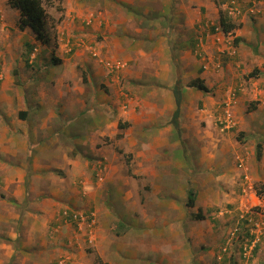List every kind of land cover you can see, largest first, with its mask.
I'll return each mask as SVG.
<instances>
[{"label": "rangeland", "instance_id": "374dc122", "mask_svg": "<svg viewBox=\"0 0 264 264\" xmlns=\"http://www.w3.org/2000/svg\"><path fill=\"white\" fill-rule=\"evenodd\" d=\"M135 1L137 2V0H51V2L44 3L48 14L44 38H39L34 30L26 27L22 30L24 31L22 32V39L17 41L23 42L20 47L16 45H12V47L3 46L7 41L9 30L6 29L5 32L0 30V79L3 80L6 77L3 69L11 65V74L14 76L16 85L20 86L19 84L24 78H30V91L38 92L39 86L43 83L44 93H61L64 96L61 100L52 99L50 103L47 101L48 108L56 109L58 114H62L61 111H63L61 125L68 121L69 117L65 115L71 113V103L74 104L76 101L71 99L75 98L71 95L77 97L81 85L89 89L87 92L90 91L91 94H94L95 102L91 107L96 110L99 105L97 102L101 103L99 100L105 98L108 100V106H106L110 111V121L108 120L106 126H103L100 123L103 115H98L96 117L98 120H95L96 127L94 126L96 131L92 132L91 137L94 142L90 141L91 144L87 142L84 145L85 150H87L86 155L94 158L97 162L92 163L90 161L88 166L81 169L79 179H76L78 185L83 183L86 185L84 190L90 195L92 191L97 190L96 195H100L98 197L100 202L98 198L96 201L104 206V211L101 213L102 221L99 216L96 218L97 213L95 214L94 210L88 213L85 209L71 206V204L62 209V218L65 222L70 223L74 230H85L93 237V241L92 238L87 240L86 253L96 252L98 254V249L100 251L102 249L109 250L121 244V240L124 241L137 236L138 264H166L163 256L166 254L172 256L174 250H181L182 247L179 245L184 242L183 234L188 231L186 227L189 223L198 221L195 215L200 211L206 215L207 219H204L203 223L202 220L198 222L203 225H212L215 234L217 233L215 237L217 243L208 241L207 250L221 251V255L218 256L216 253V257L210 259L208 262H211L208 264H255L254 260L259 259V251L263 248L264 235L250 251L255 234L251 233L252 225L248 219L252 211L260 208V202L250 201V196L257 195L260 197L262 193H259V190L264 181H254L251 176V166L254 159L258 160L257 157L255 158L257 144L262 142L261 150L264 148V138L262 135L260 136L262 130L258 129L261 125L251 127L250 132L243 129L242 126L248 121H252L247 115L249 116L250 111H253L255 107L258 109L261 102L257 99L245 100L241 105V116L235 115V103L230 107L231 102L229 105L224 102V112L220 117L218 116L219 119L217 118L222 128L230 130L232 143L237 141V146H239L232 159L236 163L233 168L239 169V160L244 158L246 165L244 172L250 175L251 181L249 183L252 184L253 189L248 188V183L242 175L243 172L241 174L240 171L237 173L232 170L235 176L232 178H230L228 171V180H223L221 183L218 180L198 177L200 173L209 172L207 168L200 167V164L206 167L207 158L203 153L209 152V149L203 151L204 146L201 147L198 143L194 142L191 144L193 147L184 151L182 146L172 148L176 140L173 136L167 139L165 134L158 141H155L153 137L147 139L144 135L141 136L143 138L141 142H138V139L136 141L138 138L137 126L136 128L131 126L134 121H128L119 115L120 110L123 113L135 111L134 109L138 111V101L135 100V93H138V89L133 85L134 82H128L129 79L125 80L123 77L126 70L131 68L133 61L127 57V50L115 43L119 40L122 42L124 25L130 22L133 25L130 28L138 27V19L142 18L141 16L138 17L137 14V20L133 18L131 21L122 16L124 10L129 9V6L133 7ZM184 1L186 3V0ZM0 2L8 7L10 5L9 0H0ZM191 6L198 9L203 16L202 20H195L196 22L192 23L194 27L191 28V31L195 35H200L201 32L205 31V33L211 34L214 40L217 36L220 37L217 42L222 50L218 49L209 55L207 61L215 64V68L217 66L221 69L220 77L223 76L227 79L229 75L237 76L239 82L243 81L244 87L246 85L249 87L250 72L254 66L258 67L257 60L261 62V58L264 59V52L260 54L257 50L252 51L253 46L258 48L260 44L264 45V42L262 43L264 24L257 22L255 17L259 14L260 17L264 18V0H191ZM153 7L157 11L161 10L162 5L160 1H157L153 3ZM186 7L187 5H183L182 0H174L170 10L175 13H182L185 12ZM14 9L18 15L16 14V23L13 21L12 25H16V28L21 30L19 27L20 11ZM126 11V13L131 14L130 11ZM137 11L142 13V8L139 7ZM221 14L236 24V27L229 33L222 29ZM104 16H108L109 19L108 31L110 30L113 34L114 31L111 28L113 29L115 26L116 32H119L110 40L109 51L104 50L106 47L103 42V26L106 24ZM2 22L3 20L0 19V25ZM142 24L143 26L152 24L150 27L155 29L162 27L169 30L173 27L179 28V25L176 26V24L166 20H162L160 23L148 20L143 21ZM252 28L255 31H252ZM236 31L243 36V38L239 36L241 39L238 43L235 42V38L238 37ZM17 32L21 33L20 31ZM259 32L263 33V36L259 35ZM207 34H205L206 38ZM16 36L13 34L12 39L15 40L14 37ZM202 37L200 35L196 40ZM26 39L30 40L27 44H25ZM134 40L138 41V37ZM115 46H118L120 50ZM77 47L80 49L81 60L76 59L74 55V50ZM81 50L84 52L82 53ZM194 53L201 61L197 52ZM85 56H89L100 65L105 66L106 72L109 73L107 74L108 81L93 73L90 65L83 61L86 59ZM53 58H59L60 62L54 64ZM118 62L124 64V67L118 69ZM227 64H230L229 71ZM232 67L236 68L233 73ZM84 68H87L91 77L93 75L94 80L81 81ZM260 73L262 74V72ZM115 78L116 80H114ZM243 84L237 83L234 85L235 87L230 86L226 92L236 93L235 99H238ZM259 88H264V86L259 85ZM175 90L177 91L176 88ZM115 93H118L120 99L119 102L117 100V103L114 98ZM33 103L35 102L30 101V104ZM38 104L35 103L33 106ZM87 106H80L79 109H86ZM76 107L79 106L76 105ZM60 109V112L57 111ZM228 112L231 113L230 118H228ZM89 116L90 114L86 115L85 113L82 119ZM116 120H118V124H121L120 126L116 124ZM57 121L59 120L57 119ZM108 123H113V125L109 126ZM56 126L57 130L62 129L57 124ZM69 126L72 127V123ZM57 133H59L57 135V138L59 137L58 143L68 145L72 155H76L78 146L69 139V134H67L69 132ZM76 135L79 138L84 136L81 132L73 134V136ZM49 137L51 135H48L47 138ZM52 140L54 141V138ZM141 144H148L149 147L144 148L140 146ZM49 145H54V143L50 142ZM101 147H104L103 150L100 151L101 153H97V148ZM60 150L63 153L68 151L67 149ZM250 150H254L255 155H252ZM145 152L148 153V156L145 155ZM67 155L72 157L68 153ZM62 169L67 170V166L61 164V168L56 170H61V175L64 176L65 173L62 172ZM212 169H216L215 161L212 163ZM56 173L59 172L55 171ZM89 173V178L92 176L90 180L92 184L86 183ZM212 173L215 175V172ZM204 183L207 184L206 189L218 188L220 185L222 192L206 191L204 190L205 187H202ZM214 184H218V187H215ZM190 192H192L193 198H196L197 206L188 205ZM212 195L214 197H211ZM210 199L213 201L205 207ZM97 226L100 228V235L95 229ZM95 232L97 233V242H94ZM130 244L135 248L136 244L133 242ZM245 248L246 252L251 253H248V257L244 255ZM158 250L159 252H157ZM261 256L263 257L262 254ZM95 258V262L99 263L98 256ZM61 259L62 264H79L77 261L65 257ZM259 263L263 264L262 258H260ZM199 264L204 263L199 261Z\"/></svg>", "mask_w": 264, "mask_h": 264}, {"label": "crops", "instance_id": "0c3cea01", "mask_svg": "<svg viewBox=\"0 0 264 264\" xmlns=\"http://www.w3.org/2000/svg\"><path fill=\"white\" fill-rule=\"evenodd\" d=\"M157 1H160L162 8L156 11L153 3ZM173 1L137 0L133 3V7L129 6V9H125L122 13V16L129 21L133 18L137 20V14L138 17L141 16L142 18L138 19V27L135 29L134 27L130 28L133 26L130 22L124 25L122 42L120 40L115 42L127 50V57L133 61L131 68L126 70L123 77L125 80L128 78V82H134L133 85L138 89V93H135L138 111L134 109L135 111L123 113L120 110L119 115L128 121H134L131 126L135 128L137 126L138 138L136 141L138 139V142L143 139L142 135L147 139L153 137L155 141H158L165 134L167 139L173 136L176 140L172 148L182 146V149L186 151L193 147L191 144L195 142L201 147L204 146L203 151L209 149V152L203 153L207 158L206 167L200 164V167L207 168L209 172L200 173L198 177L218 180L221 183L223 180H228V171L230 178L235 177L232 170L237 173L240 171L241 174L244 172L240 168H233L236 163L232 159L237 148H239L237 141L233 144L230 130L222 128L217 121V118L219 119L224 112V102H228L230 98V93L226 92L227 89L230 86L235 87L234 85L237 83L243 84V81L239 82V78L237 79V76L234 77L233 75H229L227 79L223 76L220 77L222 71L217 66L215 68L213 63H210L208 68L203 67L202 60L200 61L194 53L198 43L196 39L200 35L203 36V49L211 55L218 49L222 50L217 42L220 37L217 36L214 40V37L205 31L201 32L200 35H195L191 31V28L194 27L192 23H195V20H202V14L199 13L198 9L192 8L191 0H186V3L182 0L183 5H187L185 12L175 13L170 10ZM0 3V19L3 20L0 30L4 32L6 29L9 30L8 42L6 41L3 46L12 47V45H16L20 47L23 42L17 41L22 39V32L24 31L16 28V25H12L13 21L16 23L18 13L10 5L8 7L2 2ZM139 7L142 8V13L137 11ZM126 10L130 11L131 14L126 13ZM255 17L257 22L264 24L262 16L260 17L258 14ZM104 19L106 24L103 26V42L107 47L104 50L109 51L110 40L119 32H116L115 26L113 29L111 28L114 31L113 34L110 30L108 31V16H104ZM148 20L159 23L166 20L176 24V26L179 25V28L173 27L169 30L163 27L152 28L150 27L152 24L143 26V21ZM8 26L10 27L8 28ZM251 30L255 31L253 28ZM13 34L17 35L14 37L15 40L12 39ZM205 34H207V38ZM236 35L243 38L238 31H236ZM259 35L263 36V33L259 32ZM136 37H138V41L134 40ZM28 41L30 40L26 39L25 44ZM260 45L258 46L259 50L257 46H253L252 51L257 50L262 54L264 45ZM115 48L120 50L118 46ZM74 51L75 58L81 60L80 49L77 47ZM85 57L86 59L83 61L90 65L93 73L108 81L107 74L109 73L106 72L105 66L100 65L89 56ZM261 59V62L257 60L258 67L254 66L253 68V70L259 69L258 74L250 77L249 87L248 85L244 87L243 84L241 95L234 101V112L235 115H240L241 105L247 99L259 100L261 102L259 108L256 109L255 107L256 110L250 111V115H247L252 121H248L242 127L250 132L251 127L261 125L258 129L262 130L260 136L262 135L264 138V88H259V85L264 86V59L263 57ZM227 68L229 71L230 64H227ZM84 69L81 81L94 80L95 78H92L93 75L91 77L87 68ZM11 70V65L4 68L3 73L6 74V77L3 80L0 79V264H62L61 258L64 257L77 261L79 264H138L137 236L124 241L121 240V244L109 250L102 249L100 251L98 249L99 255L96 252L89 253L87 251L88 253H86L87 240L92 238L93 241V237L85 230H74L73 226L65 222L61 215L62 209L71 204V206L85 209L88 213L94 210L95 214L97 213L96 218L99 216L101 219L104 206L96 201L100 196L96 195L97 190L92 191L90 195L84 190L86 185H83L84 183L78 185L76 179H79L82 168L88 166L90 161L92 163L95 161L94 158L86 155L87 150H85L84 145L90 141L94 142L91 137L92 132L96 131L95 120H98L96 118L98 115H103L100 120L103 126H106L108 120L110 121V111L107 108L108 100L106 98L99 100L101 103L97 102L99 105L96 110L91 107L95 102L94 94H91L90 91L87 92L88 88L81 85L77 93L78 96L71 95L76 98L71 99L76 101L74 104L71 103V113L65 115L69 117L68 121L61 125L63 111L57 110L62 113L58 114L56 109L48 108L47 101L50 103L52 99L61 100L64 96L61 93H44L43 83L39 86L41 91H30V78H22V83L18 86L15 84ZM234 71L236 68L232 67V73ZM197 79L203 81L207 86V91L193 84ZM114 85H116L115 82ZM233 94L236 95V93ZM114 95L115 102L117 103V100L119 102L118 93ZM177 95H179L181 102L176 128L172 121L174 113L178 109ZM30 101L39 104L34 107L33 104L35 103L30 104ZM76 105L79 107L77 108ZM84 105H88V108L79 109L80 106ZM85 113L86 115L90 114V116L82 119ZM70 123H72V127L69 126ZM118 123L116 120V124L120 126L121 124ZM56 124L62 129L57 130ZM108 124L109 126L113 125V123ZM66 131L69 132L67 134H69L71 142L78 146L76 155H72L68 145L58 143L59 137L57 138V135L59 133L57 132L64 133ZM78 132L83 133L84 136L80 138L78 135L73 136L74 133L78 134ZM48 135L51 137L47 138ZM50 142H53L54 145H49ZM261 143L257 144V152L258 145ZM140 146L149 147L148 144H141ZM103 148H97V153H101ZM60 149H67L68 151L63 153ZM250 151L252 155H255L254 150ZM67 153L72 157H69ZM145 153L148 156V153ZM61 158L63 159L60 160ZM257 159L260 161L253 160L251 176L254 181H264L262 178L264 175V148L261 150V158ZM249 160L252 161V159ZM214 161L215 170L212 169ZM61 164L67 166V170L62 169V172L65 173L64 176L61 175V170H56L61 168ZM143 170L145 171L144 168ZM55 171L59 173L55 174ZM212 172H215V175ZM89 175L90 173L87 175L86 183L92 184L90 181L92 176L89 178ZM214 185L218 187V184ZM202 187H205L204 190L209 192H222L220 185L218 188L206 189L207 184L204 183ZM250 197V201L262 202L257 195ZM98 199L100 202V198ZM211 201L213 199L208 200L205 207ZM195 205L197 206L196 198L193 206ZM203 215L205 216L203 219L197 217L196 219L202 220L203 223V220L207 219L204 213ZM198 221L189 223L186 227L188 231L183 234L184 242L179 245L182 247L181 250H174L172 256L168 254L163 256L166 264H199V261L208 264L211 262H208L210 259L216 257V253L218 256L221 255V251L207 250L208 241L217 243L215 240L217 233L215 234L213 226L203 225ZM95 229L100 235V228L97 226ZM97 241V233L95 232L94 242ZM131 242L136 244L135 248L131 246ZM262 245L263 248L259 251V259L254 260L255 264H260V258L264 264V237ZM96 256H98L99 263L95 262Z\"/></svg>", "mask_w": 264, "mask_h": 264}, {"label": "trees", "instance_id": "16d2710c", "mask_svg": "<svg viewBox=\"0 0 264 264\" xmlns=\"http://www.w3.org/2000/svg\"><path fill=\"white\" fill-rule=\"evenodd\" d=\"M48 2H51V0H9L10 6L20 11V17H19L20 29L24 30L26 27H30L32 30H34L37 33V36L39 38H44L46 34L45 26L47 23L48 14L46 12L44 3H48ZM220 24L222 26L223 31L226 33L231 32L236 27V24L230 20H227L223 14L220 15ZM240 39L241 38L239 36L236 37L235 42L238 43ZM59 62H60L59 58H53L54 64H58ZM258 71L259 69L255 68L253 71L250 72V75L256 76L258 74ZM193 84L196 85L198 88L207 91V86L203 83L201 79L195 80ZM177 96L178 97L176 101L178 103V109L175 111L172 121V123L176 128L178 126L177 117L179 115V104L181 102L179 95ZM261 148L262 145L259 144L257 158H261ZM263 192H264V184L262 185V188L259 190V193H263ZM188 205L190 206L194 205V198L192 196V192H190L189 194ZM195 216L198 219H203L205 217L201 212H198Z\"/></svg>", "mask_w": 264, "mask_h": 264}, {"label": "built area", "instance_id": "2783aa9c", "mask_svg": "<svg viewBox=\"0 0 264 264\" xmlns=\"http://www.w3.org/2000/svg\"><path fill=\"white\" fill-rule=\"evenodd\" d=\"M122 67H124V64H120V62H118L117 68L120 69ZM228 114H229L228 118H230L231 113L228 112ZM227 122L229 123V121H227ZM239 161H240L239 162V168L246 170L244 158H241ZM243 177L246 180V182L248 183V188L253 189L252 184L249 183L251 181L250 175L247 173H244ZM255 194H256V192H255ZM259 198L262 200V202L259 204L260 208L258 210L252 211L250 218L248 219L252 225L251 226V230H252L251 233L255 234L254 238L252 240V246L250 247V251L260 241L261 236L264 235V193H262ZM248 253L249 252H246V248H245L244 255L246 257H248ZM249 254H251V253H249Z\"/></svg>", "mask_w": 264, "mask_h": 264}, {"label": "clouds", "instance_id": "9594fccd", "mask_svg": "<svg viewBox=\"0 0 264 264\" xmlns=\"http://www.w3.org/2000/svg\"><path fill=\"white\" fill-rule=\"evenodd\" d=\"M198 43L196 44V48L195 51L197 52V54L201 57L202 60V65L204 68H208L210 65V62L207 61V58L209 57V54L206 52V50L203 49V37L200 38L199 40H197ZM236 101L235 99V95L233 93L230 94V98L229 101L227 102V104L229 105L231 102V105H229L230 107L232 106V104H234ZM241 169V168H240ZM244 170V169H242ZM246 172H243V174ZM242 174V175H243Z\"/></svg>", "mask_w": 264, "mask_h": 264}]
</instances>
